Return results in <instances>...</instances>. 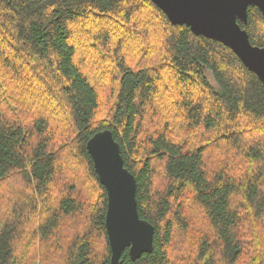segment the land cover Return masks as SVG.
Instances as JSON below:
<instances>
[{
    "label": "trees",
    "instance_id": "1",
    "mask_svg": "<svg viewBox=\"0 0 264 264\" xmlns=\"http://www.w3.org/2000/svg\"><path fill=\"white\" fill-rule=\"evenodd\" d=\"M103 129L154 226L121 264H264V88L151 0H0V264L110 263Z\"/></svg>",
    "mask_w": 264,
    "mask_h": 264
},
{
    "label": "water",
    "instance_id": "2",
    "mask_svg": "<svg viewBox=\"0 0 264 264\" xmlns=\"http://www.w3.org/2000/svg\"><path fill=\"white\" fill-rule=\"evenodd\" d=\"M173 25H186L195 35L228 47L264 88V46L253 45L239 22H247L249 6L264 17V0H151ZM86 149L107 193L105 228L110 263L121 264L127 248L131 260L153 251L154 226L138 215L136 180L123 165L120 146L110 129L94 133Z\"/></svg>",
    "mask_w": 264,
    "mask_h": 264
},
{
    "label": "rangeland",
    "instance_id": "3",
    "mask_svg": "<svg viewBox=\"0 0 264 264\" xmlns=\"http://www.w3.org/2000/svg\"><path fill=\"white\" fill-rule=\"evenodd\" d=\"M207 77L211 80V81H213V78H212V76H211V74L209 73V72H207ZM214 82V81H213Z\"/></svg>",
    "mask_w": 264,
    "mask_h": 264
}]
</instances>
